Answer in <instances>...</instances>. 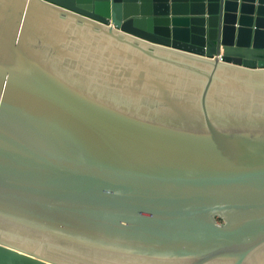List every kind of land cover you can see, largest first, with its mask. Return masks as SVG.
Masks as SVG:
<instances>
[{
	"label": "water",
	"instance_id": "1",
	"mask_svg": "<svg viewBox=\"0 0 264 264\" xmlns=\"http://www.w3.org/2000/svg\"><path fill=\"white\" fill-rule=\"evenodd\" d=\"M0 264H264V0H0Z\"/></svg>",
	"mask_w": 264,
	"mask_h": 264
}]
</instances>
